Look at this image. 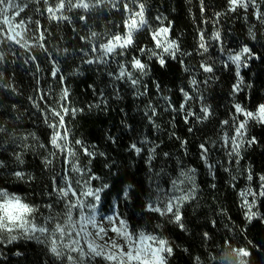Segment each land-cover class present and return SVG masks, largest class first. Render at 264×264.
<instances>
[{
	"label": "trees",
	"instance_id": "1",
	"mask_svg": "<svg viewBox=\"0 0 264 264\" xmlns=\"http://www.w3.org/2000/svg\"><path fill=\"white\" fill-rule=\"evenodd\" d=\"M142 2L150 28L135 33L133 45L123 50V55L117 49L115 58L109 57L108 63L88 64L85 61L91 56H85L84 52L90 50L87 38L91 32L98 33L94 41L97 46L110 35L124 34L123 4L117 8L104 5L87 12L79 8L67 11L66 5L64 14L69 19L50 21L44 0H28L21 17L40 21L46 30L47 52L33 48L31 54L36 57L33 61L19 46L12 49L15 52L12 55L8 45H0L6 53L5 62L0 64V127L6 129L0 133V189L21 196L26 203L41 205L40 212L49 214L43 205L55 201V195L49 196L52 179L63 174L65 166L62 155H48L54 149L49 144L52 130L42 114L45 104L40 102L36 107L33 101L40 88L50 93L48 103L54 104L61 87H67L68 107L77 109L75 115L69 111L65 116L69 144L77 153L75 159L79 167L90 169V174L99 177L92 181L93 188L108 185L100 194L98 218L119 212L133 230L161 234L173 248L171 256L165 254L167 264H220L225 253L235 260L233 249L249 253L239 257L244 264H264V197L257 198L252 212L258 215L249 222L239 196L249 185V173L253 177L252 189L259 191V176L264 175V124L249 121L239 148V163L235 156L228 155L221 141V121L229 120L231 124L234 104L253 112L264 104V24L253 16L251 7L247 14L239 8L229 12L228 0H203V15L200 0ZM48 3L53 4L54 0ZM258 5L264 13V2L258 0ZM133 7L129 4L130 9ZM216 13H221L218 19ZM81 16L86 19L81 20ZM158 16L165 26L171 24L168 40L179 45L175 59L164 54L163 66L156 56L149 58L148 52V49L161 52L150 35L160 24ZM30 27L35 30V23ZM250 27L256 34L255 40L249 37ZM201 31L207 52L199 49ZM216 31L225 51L238 50L247 44L258 57L241 68L243 81L235 95L232 92L237 82L235 65L228 62L225 67L226 56L220 54L217 41L210 39ZM141 48L145 49L143 53ZM133 57L146 65L145 74L132 69ZM53 60L58 68L56 79L51 76ZM202 63L213 66V71L204 72ZM121 64L133 74V79H138L135 86L127 76L117 79ZM193 79L197 81L195 88ZM206 79L208 83H204ZM185 92L192 97L187 103ZM201 103L210 106L212 115L207 120L196 118L202 116ZM188 111L196 115L188 116L185 122ZM29 133H34L35 139L32 136L20 139ZM253 137L256 142L249 144ZM76 140L95 153L94 157L85 155L81 145H75ZM24 144L29 145L26 150ZM41 144L46 147H40ZM132 144L142 149L139 154L130 150ZM202 144L209 149L207 162L201 158ZM17 152L23 153L22 163L15 158ZM46 157L52 160L51 165L45 164ZM208 164L214 168L210 170ZM188 169H195L196 192L195 198L185 202L180 210L184 225L181 229L169 222L170 217L148 211L147 205L155 201L158 190L169 191L171 180ZM16 171H23L25 177L17 178ZM248 199L251 202L252 197ZM61 210L62 202L54 203V211ZM36 215L39 217V213ZM0 264L68 262L66 258L57 259L48 247L35 240L20 239L0 243ZM94 264L105 262L98 257Z\"/></svg>",
	"mask_w": 264,
	"mask_h": 264
},
{
	"label": "snow or ice",
	"instance_id": "2",
	"mask_svg": "<svg viewBox=\"0 0 264 264\" xmlns=\"http://www.w3.org/2000/svg\"><path fill=\"white\" fill-rule=\"evenodd\" d=\"M260 2H264V0H260ZM44 3L47 5L45 12L48 14L50 21L69 19L64 14L66 5L67 11L79 8L87 12L90 9L100 8L104 5L117 8L119 4H123L125 14L124 34L110 35L106 41H101L97 46L94 41L98 39V33L91 32L90 37L87 38L88 43L91 45L90 50L84 52L85 56H91L85 61L88 64L108 63L109 57L115 58L114 54L117 53V49L121 50L118 54L123 55V50L133 45L134 34L145 27L150 28L145 18V5L142 0H54L53 4H49L48 0H44ZM129 4L134 5V7L130 9ZM200 4L201 14L203 15V0H200ZM228 5L229 12H236L239 8L243 9L245 14L251 7L253 16L264 24V13L260 11L258 0H228ZM27 7L28 0H0V45H8L9 51H12L15 46H19L20 49L28 52L29 58L34 61L36 57L31 54L33 48H39L47 52L44 43L46 30L42 28L39 20L33 21L31 17H21V13ZM215 15L218 19L221 13ZM18 17L19 19H17ZM80 19L84 20L86 17L81 16ZM156 19L160 21V24L156 29L151 30L150 35L155 48L161 49V52L158 54L152 49H148V52L150 53L149 58L156 56L160 65L163 66L165 64L164 54L167 53L172 59H175L176 53L179 51V45L175 41L168 40L171 24L165 26L162 17L158 16ZM33 23L36 25L35 30L30 27ZM248 32L249 37L255 40L256 34L253 32L252 27L249 28ZM81 39L84 40L85 37H81ZM210 39L217 41V45L221 49L220 54L226 56L225 67L228 66V62L235 65L237 82L232 88L233 95H235L241 90L240 84L243 81V77L240 75L241 68L248 67V60L258 57L247 44L242 45L238 50L225 51L223 42L220 40L219 31L213 33ZM199 40V49L207 52L208 47L203 31L199 34ZM144 51L145 49H140L141 53ZM200 54L203 55V53ZM12 55H15L14 51H12ZM5 60L6 53L0 49V64L4 63ZM52 63L54 67L51 76L56 79L58 68L55 67L56 62L54 60ZM130 63L132 69L138 70L141 75L145 74L146 65L140 59L133 57ZM200 66L206 73L213 71L211 65L202 63ZM125 76L133 86L139 82L138 79H133V74L128 72L125 66L121 64L117 79H122ZM59 79L61 85H63L64 77L61 75ZM191 83L195 88L197 81L193 79ZM204 83H208V80L206 79ZM0 85H2V77H0ZM4 86L11 87V85ZM157 87L159 86L157 85ZM36 91L37 99L33 103L36 107L40 106V102L45 104V111L42 114H44L45 123L52 130L49 144L54 151H50L48 155L50 157H55L57 154L62 155L65 170L59 177L53 176L49 196L55 195V201L43 205L48 209V215L40 212L41 205L26 203L21 196L0 189V210L5 207L16 209L11 214L0 211V243H12L20 239L35 240L48 247L57 259L63 260L66 258L68 264H94L98 257L105 264H167L165 254L171 256L173 248L161 234L148 232L144 229L133 230L127 219L122 217L119 212L114 211L112 215L98 218L97 210L101 200L100 194L108 185L104 184L93 188L92 181L98 180L99 177L90 174V169L78 166V160L75 159L77 153L70 147L69 130L65 124V116L69 114V111L75 115L77 109H69L68 107L69 91L67 87H61L54 104L48 103L47 97L50 93H45L40 88H37ZM184 96L185 103L192 99L187 92L184 93ZM199 99L202 101L203 97L200 96ZM180 107L183 111L184 104H181ZM233 107L235 111L230 117L231 124L229 120L221 121V141L228 155L230 157L235 156L237 158L236 163H239V148L244 135H246L249 121L264 124V104H260L255 112L247 110L239 103L234 104ZM200 113H202V116L197 115L196 118L207 120L212 115L210 106L201 103ZM192 115L196 114L188 111L185 122H187V117ZM240 116H243L244 119L241 120ZM229 125L230 127H225ZM61 130H63V133ZM5 131V128L0 127V133ZM229 131L232 132V135H229ZM28 136L35 139L34 133L24 135L20 139L27 140ZM13 139L15 140L14 136ZM255 142L254 137L248 141L249 144ZM75 145H81L85 155L90 158L94 157L95 153L84 148L80 140H76ZM28 147L27 144L23 145L25 150ZM40 147L44 148L46 146L41 144ZM200 147L201 158L207 162L209 149L204 144ZM130 150H135L139 154L142 149L137 147L136 144H132ZM151 151L154 152L155 149L153 148ZM22 156V152L15 153L16 160L21 163L23 162ZM44 162L46 165L52 164V160L47 157ZM0 166H2V162H0ZM208 167L210 170L214 168L212 164H208ZM72 173L76 174L75 178L71 175ZM194 173L195 169L181 170L179 176L171 180L172 187L169 191L158 190L159 194L156 196L155 201L147 205L148 211L158 213L161 217H170L169 222L176 223L183 229L184 225L181 223L183 217L180 210L185 202L195 198ZM14 175L20 179L25 177L23 171H16ZM252 179L253 177L249 173L247 176L249 185L239 193L242 198V207L247 209L245 218L249 222H251L253 216L258 215V213L252 212L257 198L264 197V175L259 176L258 192L251 187L250 182ZM185 185H191V187H185ZM125 195H127V192H125ZM249 196L252 197L251 202L248 199ZM61 202L62 210L59 212L54 211V203ZM37 213H39V217L36 215ZM156 227L159 228L160 225H156ZM110 233L114 235H110ZM232 253L235 260L231 255L225 253L220 264H244L239 257L249 254L244 249H233Z\"/></svg>",
	"mask_w": 264,
	"mask_h": 264
},
{
	"label": "clouds",
	"instance_id": "3",
	"mask_svg": "<svg viewBox=\"0 0 264 264\" xmlns=\"http://www.w3.org/2000/svg\"><path fill=\"white\" fill-rule=\"evenodd\" d=\"M0 211H3L5 213H8V214H11L13 213L14 211H16V209L12 208V207H5L4 209L0 210Z\"/></svg>",
	"mask_w": 264,
	"mask_h": 264
},
{
	"label": "rangeland",
	"instance_id": "4",
	"mask_svg": "<svg viewBox=\"0 0 264 264\" xmlns=\"http://www.w3.org/2000/svg\"><path fill=\"white\" fill-rule=\"evenodd\" d=\"M111 235V234H110Z\"/></svg>",
	"mask_w": 264,
	"mask_h": 264
}]
</instances>
